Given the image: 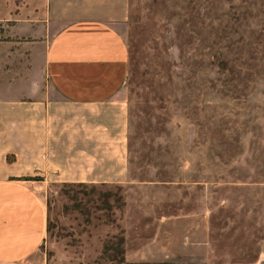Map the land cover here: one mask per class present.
<instances>
[{"label":"rangeland","instance_id":"374dc122","mask_svg":"<svg viewBox=\"0 0 264 264\" xmlns=\"http://www.w3.org/2000/svg\"><path fill=\"white\" fill-rule=\"evenodd\" d=\"M121 32L127 179L49 187L46 264H130L188 214L210 253L178 261L264 264V0H127Z\"/></svg>","mask_w":264,"mask_h":264},{"label":"crops","instance_id":"0c3cea01","mask_svg":"<svg viewBox=\"0 0 264 264\" xmlns=\"http://www.w3.org/2000/svg\"><path fill=\"white\" fill-rule=\"evenodd\" d=\"M32 1L0 7V264H46L51 185L123 184L128 171L127 0ZM161 234L125 261L209 256L202 215L167 217Z\"/></svg>","mask_w":264,"mask_h":264},{"label":"trees","instance_id":"16d2710c","mask_svg":"<svg viewBox=\"0 0 264 264\" xmlns=\"http://www.w3.org/2000/svg\"><path fill=\"white\" fill-rule=\"evenodd\" d=\"M82 185H86V184H82Z\"/></svg>","mask_w":264,"mask_h":264}]
</instances>
